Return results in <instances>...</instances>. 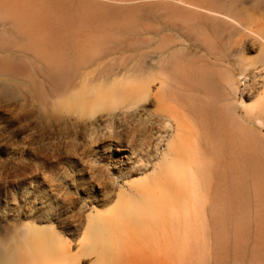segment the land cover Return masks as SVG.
<instances>
[{"label": "rangeland", "instance_id": "374dc122", "mask_svg": "<svg viewBox=\"0 0 264 264\" xmlns=\"http://www.w3.org/2000/svg\"><path fill=\"white\" fill-rule=\"evenodd\" d=\"M206 8L226 14L239 24L223 16H217L202 10ZM158 31L162 32L163 35L174 36L175 42L172 45L183 54H191L188 58L189 60L213 61L216 53L221 50L225 52L227 63H229L227 66L230 67L231 75L236 81L237 93L231 101L220 103L233 106L234 111L230 117L231 120H233V123L235 120L241 124L240 127L245 126L252 132L254 131L253 139H255V142L250 138V133V135L246 134L249 130L245 128H243L244 132H240L238 129L240 127L235 124L234 127L232 126V130L230 127L228 129L226 120L222 122L226 136L223 135L224 133H221L224 137L221 136L217 133V130H215L214 134L222 137V140L217 139V136L215 138V135L212 134L214 137L212 141L217 139L216 143L214 142L215 140L213 141L214 146L217 147L219 143L218 146L220 147H218L219 149L215 148L218 150V155L220 154L217 157L215 166L213 164L216 160L213 161V159L216 156L212 158L209 155L210 150L209 152L205 150V153L207 152L206 157L209 155L212 159L209 156L207 158L210 160L206 158V161L208 160L212 163H208V166H206L207 169L205 170L207 171H203V167L200 166L203 164L200 161L203 162V158L205 159L204 155L202 156L203 158L200 156L199 160L194 162V164L201 163L200 165L198 164L199 170L201 169L204 172L203 174L208 177V182L199 189L189 186H175L174 189H169L170 187L168 186L155 184L157 176L153 173V170H149L145 175L136 174L134 175L135 177L129 180L130 182L121 183V188L126 190L128 194L132 184L140 187V189L151 187L152 198L140 196L136 203L137 208H149V199L156 200L159 203L164 202L165 206L168 204L166 208L168 209L167 212L169 211L170 213V217L167 214L165 218H162L163 220L161 219V222L167 225L159 227L160 230L158 226L162 225V223L158 222L160 221L159 218L153 220L154 222H149L145 219V217L148 218V214H142V212L138 211L135 214L137 218L141 219L142 215H144L142 224L131 222L133 225L131 230L126 227V231L119 236L121 238L119 240V251L121 252L114 254V258H116L111 264H264V214L262 213L261 217L256 214L257 210L261 208L258 207L259 203L253 200L257 198L258 194L264 195V187L257 185L261 189L259 191H256L258 188L253 189L255 185L253 187V184L251 185L252 179L249 176L251 172L246 173L247 167L242 165L241 167L240 164L236 169V176L234 173L236 168H234V165H236L235 161L232 166L233 170L231 169L232 172L229 169L227 172L223 171L225 169L221 166L229 165L223 160L225 156L231 162V157L229 158L231 154L229 152L232 149L234 150H232L234 152L233 155L241 152V154H245L243 156L246 157L247 154L249 158V156L256 153L259 155L264 147V127L254 124L250 119L252 114H257L256 112L253 113V109L258 105L260 97L264 95V80L256 81L253 86V94L251 95V98L254 99L253 104L245 106L240 104L246 76L249 77L253 72L264 68V0H0V52L11 51L14 53L13 56H21L20 52H26L32 57L31 59L35 58L34 60H29L28 64L31 61H35L36 63L38 62L36 66L39 65L42 59H45L43 57L58 49L61 52L69 49L67 52L78 57H83V55H86L85 57L106 56L105 53L107 51L114 50V53L105 58L104 63L110 64L111 61L112 64H116L127 59V61H131L135 65L141 59L138 65L141 62L140 68L143 67L146 70L148 63L155 57L153 50L156 48V43L151 42V40L154 39L153 33ZM137 40L143 42L138 44L139 50L134 49L132 45ZM50 44H53V46ZM56 45H58L57 48ZM6 46L10 50L5 49ZM23 47H26V50ZM37 48L39 51L36 50ZM41 48L43 49L41 50ZM45 50H48L46 54L44 53ZM35 52H38L37 55L43 54L42 59L39 58L40 56H36ZM58 52H54V54H58ZM54 54L52 55L55 56ZM144 55L145 59L142 57ZM22 56H25V54ZM36 57H38V60ZM116 59H118L117 62ZM16 61L18 60L16 59ZM2 69L3 72L2 70L0 71V145H6L9 152V141L14 142L17 146L16 148H18V153L23 152L26 158L30 157V159L26 160V164L29 166V171L26 174L36 173L41 188L43 187L45 190L55 188V194L59 196V199H70L74 213H70L68 216V223L70 226L72 225L74 231L72 232L73 234L66 235V238L72 241V247L74 251H77L84 242L83 240H85L86 234H84L83 229L88 222L89 216L98 218L96 216L97 211L106 212L102 216L103 219L112 218L117 213L121 214L122 205L126 202L125 197L115 199L105 208L96 207V203L99 202L101 197L99 195V182L96 177L104 178L107 169L111 168V165L115 163L114 160L116 161V159L112 154V149L119 144L126 145L133 150V156L130 155V157H134V161L137 160L141 146H145V136H143L145 133L142 135L144 126L142 127L135 123V130L132 129L133 125H131L132 130L130 128L129 130L135 131L131 133L134 137L129 135L130 139L127 137V134H130L129 131L122 130L123 132L125 131L123 133L120 131L121 128L119 130L117 127L116 129L113 127L110 137L104 135L106 132L105 128H99L92 135L66 130L64 129L65 126H60V123L67 121L69 118L77 119L82 117V115L96 113L95 111L98 109L96 108L93 112L90 110L82 111L79 107L82 106L80 105L81 95L50 104L45 100L44 91L40 88L33 87V84L23 85L21 80H25L24 78L16 77L14 76L16 73H10L7 70L5 72L4 69L9 70L6 66ZM100 69L96 68L93 73L96 74V71ZM141 74L143 76L144 72L135 68L133 74L117 80L116 86L120 89L122 87L124 91L134 93L139 90L145 80ZM181 76L172 73L166 79H173L174 82H177L181 79ZM26 80L30 82L29 79ZM150 81L154 83L153 79ZM182 85L184 86L183 93L185 96L182 97V105L172 103L170 106H162L161 109L168 111L174 126L183 128L182 132L184 133H187L185 130L190 132L187 133L188 137H186V134L183 136L182 133L180 138H187V141L190 142L188 143L193 147L195 138L197 137L196 139L199 140V130L202 137L206 132L209 133V129L212 131L215 129L209 126L211 125L208 124L209 118V121H207L208 125L205 123V126L209 128L208 130L206 129L207 127L205 128L203 123L207 119V117H204L206 113L202 118H205L204 121L195 116L196 112L193 114V100L196 97V99L199 98V100H202V102L200 101L202 105L208 99L210 104H212V100L210 99L211 97H208L210 94L205 95L196 90V88L193 89V84L183 82ZM155 88L154 86L153 89ZM215 89L214 95L216 97H225L224 94L226 92L228 95V91L222 89L221 86H219V89ZM91 92L92 94L90 95L84 94L88 95L90 99H102L97 105L99 110L127 105L120 98L115 97L111 91H95L93 89ZM196 99L194 102H196ZM130 102L129 106L136 105L134 100ZM207 102L206 104H208ZM190 106L192 107L190 108ZM219 107L223 109L225 106ZM218 108L217 110H219ZM210 109L208 108L209 113L213 111V108L211 111ZM155 111L156 107L149 106V112L152 115H154ZM213 115L215 117L214 113ZM201 120L203 128L200 126ZM231 120L229 123H232ZM207 135L206 138L209 137ZM212 135H210V139L208 138L209 140H211ZM43 139L44 141H42ZM183 140L186 139L183 138ZM183 140L177 141L179 149L181 146L182 148L185 145L187 146V142ZM200 140L203 141L202 144H205L204 137ZM254 144H258L257 147ZM211 146L213 145L211 144ZM254 146L257 149H253ZM30 147L39 150L36 154L29 156L30 149L28 148ZM136 147L138 148L136 149ZM221 147H225V149ZM182 148L181 151L176 148V151L182 153L184 149ZM222 150L229 151V154L226 152L224 155L225 151L223 152ZM4 158L3 155H0V159ZM123 159L124 161L128 160L127 158ZM33 160H35L34 163L32 162ZM220 160L223 161V164L219 163L222 162ZM204 165L205 162L202 166ZM210 165L214 166L213 170ZM215 167H221L220 173ZM238 168L243 169V172L248 174L249 178L245 179L247 176H244L242 179L241 176L243 175L240 174L238 176ZM211 170L212 172H210ZM252 170H255V173L252 172L253 177H256V169ZM243 172L240 171L241 174ZM6 173L0 171V186L3 187L4 185L2 189L4 193L2 191V195L8 190L7 183L19 182V177L15 179L16 181H12L11 176L8 177V173ZM223 173L227 175L228 180L231 179V176L235 185L228 180L225 181L224 178L226 177ZM25 176H22V180L25 179ZM219 176H221L220 179ZM215 179L221 183H217L214 181ZM236 179L241 180L239 184L246 180L245 184L248 183L250 186L248 184V188L246 185V187H243V185L242 188L241 184L236 186L238 183ZM26 181L28 183V178ZM215 182L220 185L230 183L234 188L232 187L229 190L228 187H224L226 185L218 187ZM118 193L119 191H116V195ZM243 195L244 199L242 198ZM260 195L259 197L262 199L263 197L261 198ZM239 199H241V202ZM5 201H7L5 197H0V228L11 225L16 230L14 236L17 239L23 226L26 225L24 229H27V224L31 222V219L30 216L26 215L27 211L23 201H18L20 206L14 212L6 209ZM263 203L264 198L261 200L260 205ZM86 205L90 211H86L84 208ZM247 211H252L250 212L251 215L247 214ZM72 214H76V217H72ZM238 216L240 219H238ZM167 217L171 219L170 223L164 221V219L169 220ZM246 219L251 221L248 220L246 222ZM74 221L80 222L73 223ZM237 222L240 223L237 224ZM43 225L48 226L49 224ZM146 227L150 228V230ZM162 229L165 230L163 231ZM80 243L81 245L79 246ZM83 259V264H92L95 260V255Z\"/></svg>", "mask_w": 264, "mask_h": 264}, {"label": "bare ground", "instance_id": "6f19581e", "mask_svg": "<svg viewBox=\"0 0 264 264\" xmlns=\"http://www.w3.org/2000/svg\"><path fill=\"white\" fill-rule=\"evenodd\" d=\"M202 10L208 13H211V14H215L217 16H223L226 19H229L233 21L234 23L239 24L236 20H234L230 16L226 14H222L216 10H212L209 8L202 9ZM153 34H154L153 35L154 39L151 40V42L153 41L156 43V48L153 50V54L155 55V57H153L151 61L148 63V67L146 70H144L143 67L140 68L139 65L142 64L141 62L138 65V62L141 60L139 57L138 58L140 60L138 59L139 61L135 65L131 61H127V59H125L126 61L124 60L116 64H112L111 61H110V64L104 63L106 60L105 58H107V56H110L112 53H114V50L107 51L105 53L106 56H96V55L90 56L89 55L90 57H85L86 55L85 56L83 55V57H80V56L78 57V56H73L70 52H67V50H69L67 49L69 46L68 45L66 48L67 50L66 49H65L66 51L62 50V52L60 49H58L60 50V52H58L57 49H56L57 51H52L49 49L50 51H52V53L49 54L50 57L48 54L46 57H43L44 56L43 54L37 55L38 52H35L36 56H40L39 58L41 59L42 57L45 58V59H42L41 61L42 64L40 62L39 65L37 66L36 64H38V62L36 63L35 61H31V63L28 64L29 60H34L35 58L33 57V59H31L32 57H30L26 52H20L19 54L21 56H17V55L13 56L14 53L11 51H6L3 53L0 52V64H2L0 68L1 67L3 68L4 66H6L7 68H9V70L4 69L5 72L7 70L10 73L11 72L13 74L16 73L14 74V76L16 77L24 78L25 80H21V83L23 85L33 84L32 85L33 87L36 86V88H40L42 91H44L45 100L50 104H53L56 101L66 100V99H70L75 96L81 95L80 105L82 106H79V107L81 108L82 111L90 110L91 112H93V110H95L96 108L99 110V106L97 105L99 102H101L102 99L101 98H94V99L88 98L89 97L88 95L92 94L91 90L94 89L95 91L96 90L97 91L98 90L111 91V93L115 97L120 98L123 102H125L124 104L128 105V106L123 105V106L116 107V108H102L101 110H99V112L97 110L95 111L96 113L82 115V117L77 118V119L69 118L67 121L60 123V126H65L64 129L71 130L75 133L84 132L86 134L92 135L99 128H105L106 132L104 135L110 137V134H112L111 130L113 129V127H115L114 129H116L117 127L118 129L121 128V130L119 129L120 131L122 130L129 131L130 134L127 132L128 133L127 137H129L130 139L129 135L131 136L133 135L131 133H134V131L136 130L134 128V124L137 123L142 127L144 126V129L142 128L144 132L142 131L141 132H142V135L143 133H145V135H143L145 136V139H144L145 146L143 147L141 146V149L138 152L139 154H138V158L136 161L133 160L134 157L133 158L130 157V155L133 156L132 155L133 150L128 148V146L119 144L112 149V154L115 156V159H116V161L114 160L115 163L111 165V168L107 169V172L104 178L96 177V179L99 182L98 184L99 185V195L101 196L99 199V202L96 203V207L105 208L115 199H122L124 197L126 199V202L122 205L121 214L117 213L112 218L103 219L102 216L105 215L106 212H100V211H97L96 216L98 218L89 216L88 222L86 223L85 228L83 229L84 234H86L85 240H83L84 242L82 243V245L81 243L79 244V246L80 245L81 246L78 248L77 251H74L72 247L73 246L72 241L69 240V238H66V235L73 234L72 232L74 231L72 225L70 226L68 223L69 222L68 216L70 215V213H74V211H72L73 207L71 206L72 203L70 202V199L62 198V197H61L62 199H59L58 198L59 196L55 194L56 190L53 187H52L53 189L51 190H45V188L43 187L41 188L40 183L38 182V175L36 173H30V175L26 174L29 171V166L26 164V160L30 159V157L26 158L23 152L18 153V148H16L17 146L14 144V142H12L11 140L9 141V148L11 149V150L9 149V152H8L6 145H3V144L0 145V155H3L5 157L4 159H0V171L3 173L7 172L8 177L11 176L10 178L12 179V181H14L15 179L19 177V180H18L19 182L17 183L11 182V183L6 184L8 190L5 192L4 195H2V191H3L2 189L4 188V185L3 187L0 186V197L3 196L6 198L7 200L5 201L6 209L13 211V212L16 209L18 210L20 206L18 205V201L19 200L23 201L25 205V209L27 211V212L25 211L26 215H28V217L30 216V219H31V222L27 224L28 226L27 229H24L26 225L23 226L20 236L17 239L14 236V232H16V230H14L11 225L5 226L6 225L5 223V225L3 224L5 227L2 229L0 228V264H83L84 262L83 258L90 257L92 255H95V260L92 262V264H111L113 260L116 258V257L114 258V254L121 252L119 251L120 250L119 240L121 239L119 238V236L123 232H125L127 228L131 230V228L133 227L131 222L142 224V218L144 217V215H142L143 217H141V219L137 218L135 214L138 213V211L142 212V214L143 213L148 214V218L145 217V219L148 220L149 222L155 220L156 218H159L160 221L158 222L162 223V225H159L158 228L167 225L161 221L163 220L162 218H165L167 214L168 216L170 214L169 211L167 212L168 209L166 208L168 207V204L165 206L164 202L159 203L158 201L156 200L153 201L152 199H149V202H148L149 208L147 207L137 208L136 203L140 196L152 198L153 194H151V187L140 189V187L132 184L130 187V190H128L130 192L128 194L126 190L121 188V183L123 182L127 183L131 178L135 177L134 175L136 174L145 175L149 170H153V173H155L157 176L156 177L157 182H154L155 184L158 183L160 184V186L162 185L166 187L168 186L170 187L169 189H172V188L174 189L175 186H179V187L189 186L195 189L196 188L199 189L203 184H206L208 182V177L203 174L204 173L203 171H207L205 170L207 169L206 166H208V163L211 162V161L209 162L208 160H210L211 157L213 158L214 156H216L213 159V161L216 160L214 161V164H213L215 166V163L217 162V157L220 156V154L218 155L217 153L218 150L215 149V148L217 149L220 148L218 146L219 143L218 145L215 144L217 145L216 147L214 146V142L216 143V140L218 138L221 139L222 137H219L217 134L215 135L214 134L215 130H217V133L220 134L221 136L223 135L226 136L223 123H222L223 121L227 120V123H228L227 128L228 129L231 128V130H232V126L234 127L235 124L238 127H240L241 125L235 120L233 123V120H231L230 118L233 115V111H234L233 106L231 104L225 105V104L220 103V102L226 103L228 101H231L237 93L236 81L233 79L231 75L232 73H231V70L229 69L230 67L227 66V64H229L227 63V55L225 54V52H223V50H221L219 53H216V55L213 58V61L189 60L188 58L191 54L189 53L183 54L178 48L172 45V43L175 42L174 36L163 35V33L159 31L154 32ZM139 43H143V42H141V40L139 41L137 40L134 43H132V45L134 46V49L139 50L140 48L138 46ZM51 46H53V44ZM57 46L58 45H56V48ZM60 47L62 48V46ZM8 48L6 46L5 49H8ZM23 48L25 49L26 47H23ZM38 48L36 50H38ZM42 49L43 48H41V50ZM46 52H48V50L47 51L45 50L44 53L46 54ZM54 52L55 53L58 52V54H54ZM24 54L25 56H22ZM52 54H54L55 56H53ZM139 55L141 56V53ZM142 57L144 58L145 55ZM16 59L18 61H16ZM36 59L38 60V57H36ZM43 60L45 61L44 63H43ZM117 60L118 59H116V62ZM2 68L0 69V71L2 70L3 72ZM94 68L95 69L101 68V69L97 70L95 74L93 73V70H95ZM135 68H138V70H141V72H144V75L142 76L141 74V76L144 77L145 80L139 87V90L133 93V92L124 91L122 90L123 89L122 87L120 89L118 86H116V83L118 82L117 80H119L122 77L130 76L131 74L134 73ZM172 73H175L177 75H182L181 79L178 80L177 82H174L173 79H169V78L166 79L168 76H171ZM246 77L247 78H246L245 88L243 90L242 100L240 103L242 106H245L247 104L248 105L253 104L254 99L251 98V95L253 94V88H254L253 86L256 81L264 80V68H262L260 71L253 72L249 77L248 76ZM26 79H29L30 82H28ZM151 79L154 80V83L150 81ZM183 82L193 84L192 85L193 89L196 88V90L204 93L205 95L210 94L208 95V97H211L210 99L212 100L211 102L212 104H210V100L206 98L209 100V102H207L208 101L207 100L206 102L208 104L204 102L205 105L203 103L204 105L203 106L201 103L202 100H199V98L196 99L197 98L196 97L195 98L196 102H194L195 99L193 100L194 108L192 109H194L193 110L194 113L192 111L191 112L193 114H195L196 112L195 116L198 117L199 119H202L205 113L210 114L208 116L205 114L204 117H207V119L205 120L204 123L202 122V120L204 121L205 118L202 119L200 121L201 123L200 126L203 128V124L205 126L207 124V121H209L210 119L208 124H211L209 126H212L213 129L214 128L215 129L214 131L210 129L208 130L209 127L205 126V128L207 127L206 129L209 131V133L206 132V134H208L207 137L209 136L208 137L209 139H210V135L212 134L215 135V138L217 136V139L216 140L214 139L215 141L213 140L214 142L212 141V139L214 138L213 135L211 137V140H209L208 138H206V134L204 135L202 134L203 135L202 137H204V142H205V144H202L203 141L200 140L202 139V137L200 135V130H199V133H198L199 140H197L196 139L197 137H196L195 142H193L194 146L191 147L189 144L190 142L187 141V138L183 137L185 136L184 134H186L187 135L186 137H188L187 133L189 131L185 130L184 128V130L187 131V133L186 132L184 133L182 132L183 128L181 129V127L174 126L172 124L171 117L168 111L161 109L162 106H170L172 103H179L180 106L182 105V101H183L182 97L184 96V93H183L184 86L182 85ZM154 86L156 87L155 89H153ZM219 86H221L222 89L228 91V95L226 92L224 94L225 97H221V96L216 97L214 95V93L216 92L215 88L219 89ZM84 93H87L88 95ZM131 100H134L135 101L134 103L137 106L136 105L129 106L131 104L130 102ZM198 100L199 102L201 101L200 105H199V102L197 103ZM183 105H186V104H183ZM149 106L156 107V111L154 115H152L149 112ZM217 106L218 107L225 106V107L221 109L222 107L218 108ZM191 107L192 106H190V108ZM207 107L209 109L213 108V111H211L210 109L211 112L209 113V110ZM217 108L219 110H217ZM200 110H202L201 111L202 114ZM254 112H256L257 114L251 115V118H250L251 121L254 122V124L256 125L258 124L264 127V95L260 97L258 105L253 109V113ZM213 113L215 114V117ZM213 117L215 120L213 119ZM218 117H220L221 120H219L220 118ZM216 119L217 121L218 120L219 121L217 122ZM230 120L232 121V123L230 122L231 126L229 123ZM216 124L218 125V127ZM131 125H133V128L130 127ZM129 128L130 129L132 128L135 130H133L132 132L129 130ZM243 128H245L246 130H249L247 131L248 133L246 132V134L248 135L251 134L250 138L252 139V141L254 140L255 142V139H253L254 131L252 132V130L248 129L245 126H241L238 129L240 132H244L245 130ZM135 133L137 134V132ZM138 133L140 132L138 131ZM182 133H183L182 137L186 140H183V138H180ZM221 133H224V134L222 135ZM123 135H126V134H123ZM132 137H134V135ZM190 138L193 139L192 137ZM180 139L187 142V146L186 145L183 146L184 149L181 146V148L183 149L182 153H179L176 151V148L181 151V148L179 149L178 144H177V141H180ZM42 141H44V139ZM181 144L183 145V143ZM211 144L213 146H211ZM257 145L255 146L257 147ZM221 146H224V145H221ZM255 146L253 147V149L256 148ZM137 148L138 147H136V149ZM223 148L225 149V147ZM263 148H262V151L259 153V155H257L256 153L252 156H249V158L247 154L245 157L243 156L245 154L243 153L241 154V152L235 153L236 155V158H235V155H233L234 150L231 148L233 151L232 150L230 152L228 151L231 154V156H229V158L231 157V162H229V160L226 159V156L224 157L225 159L223 160L226 162V164L228 163L229 165H221L223 169H225L223 171L227 172V170L229 169L230 172H232L231 169L234 164L233 162L235 161L236 165H234V168L235 167L236 168H235L234 173L236 176H237L236 169L237 167H239V164L240 166L241 165L245 166L248 169L246 173L251 172V175L249 176H251V179H252V182H251V185L253 184L252 187L254 185L255 186L262 185V188H263L264 187V149ZM28 149H30L29 156H31L32 154H36L39 150L34 147H30ZM229 149L230 148L228 146V150ZM205 150L207 152H209L210 150L209 155H211V157L208 155L210 159H208L209 158L208 156H207L208 158L206 157L207 152L205 153ZM226 152L227 150L225 151L224 155L226 154ZM200 156L201 158L205 157V159L203 158V162L200 161L203 164L205 162V165H204L205 168L204 166H202L203 164L200 165L201 163L200 164L198 163L201 167H203L202 168L203 171H201V169L199 170V165L197 163L194 164L195 160H199ZM123 158H127L128 160L124 161ZM206 158L208 159L207 161H206ZM238 160L239 162H237ZM241 161L242 163H240ZM32 162L34 163L35 160H33ZM219 163L223 164V161ZM213 165H210L212 166V170L214 169ZM217 169L219 171L217 172L220 173L221 167L216 168V170ZM252 169H256V172H257L256 177H253V172L255 170H252ZM212 170L210 172H212ZM238 171H239L238 176L243 175L241 176L242 179L244 178V176H247L245 177V179L249 178L248 174L243 172L244 171L243 169L238 168ZM240 171H242L243 173L241 174ZM230 172H229V175H230ZM24 175H26L25 179L22 180V176ZM221 176H219V179L221 178ZM224 176L226 177L224 178L225 181L228 180L227 175L224 174ZM27 178L30 181V183L28 181L29 184L26 181ZM230 178L231 179H229L228 181H230L233 185H235L231 176ZM237 179L236 181L238 183L235 182L237 183L236 186L239 184V181H241ZM216 180L217 179H215L214 181ZM222 181L224 182V180ZM245 181L240 183L241 187L243 185H244L243 187L247 186L248 183L245 184ZM216 182L221 183L220 181H216ZM217 183L216 185L218 187L226 185L224 187H228L229 190L232 189L233 187L230 183L229 184L223 183V185H220ZM248 186L250 185L248 184ZM255 186L253 187V189L258 188L256 191H259L261 189V188L259 189L260 186H257V187ZM247 188L245 189L248 190ZM116 191H119L117 195H116ZM259 195L260 194H258L257 198L253 200L254 201L256 200V202L259 203V206L257 204L256 205L261 209L259 208L257 209L262 211L264 209L263 208L264 203L262 205H260V203H261V200L264 198V195L263 194L260 195L261 198L263 197L262 199H260ZM242 198L244 199V195ZM240 200L241 199H239V201ZM84 208L86 209V211H90L87 205L84 206ZM259 210H257L256 214L258 216L260 215L261 217L262 213L264 214V211L260 213ZM250 212L252 211H247V214L251 215ZM72 217H76V214H72ZM169 217L167 218L169 219ZM238 219H240V217ZM170 220L171 219L169 220L164 219V221L168 223H170L169 222ZM236 220H237V217H236ZM248 220L251 221L250 219ZM248 220L246 222H248ZM76 222H80V221H74L73 223H76ZM239 223L237 222V224ZM43 224H49V225L47 226ZM153 224L156 225L155 223ZM146 228L150 230V228L148 227ZM238 229H241V228H238ZM162 230L164 231L165 229H162ZM235 231H238V230H235Z\"/></svg>", "mask_w": 264, "mask_h": 264}]
</instances>
